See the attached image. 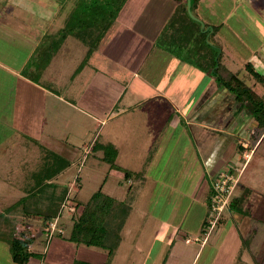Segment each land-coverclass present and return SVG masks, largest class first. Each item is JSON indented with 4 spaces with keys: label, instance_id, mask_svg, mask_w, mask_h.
I'll return each mask as SVG.
<instances>
[{
    "label": "rangeland",
    "instance_id": "rangeland-1",
    "mask_svg": "<svg viewBox=\"0 0 264 264\" xmlns=\"http://www.w3.org/2000/svg\"><path fill=\"white\" fill-rule=\"evenodd\" d=\"M9 1L0 0V11H5L1 18L10 15L0 36V64L14 70V61L21 63L34 48L23 75L31 74L48 86L51 95L43 122H51L56 137L51 145L35 138L40 131L22 137L35 150L39 164H27L29 174L22 182L31 201L18 198L14 181L13 186L6 184L9 197L19 199L11 210L17 208L23 217L14 222V237L28 226L46 245L48 236L42 233L36 212L49 210L67 191L51 244L60 240L61 251L75 257V264H105V250L69 240L71 217L81 211L75 204L85 205L100 191L128 207L120 241L107 264H162L169 246L178 240L187 241L199 253L194 264H227L219 250L234 251V264H264L260 168L247 177L252 163L247 162L230 198V203L236 199L241 204L226 210L209 231L206 204L213 179L189 125L199 114H192L193 109L199 108L213 86V75L198 66L202 60L220 52V62L247 85L252 81L244 63L264 55V11L258 14L254 4L264 6V0H195L192 14L208 27L219 26L206 37L201 28L190 37L178 32L176 20L184 0H14V6L8 7ZM110 20L114 22L104 36L94 30H105ZM88 23L93 30L84 28ZM63 28L67 32L81 28L84 35L66 37L58 51ZM214 82L210 97L224 96L223 86ZM56 84H64L66 92ZM6 85L11 84L0 85L2 103L11 98ZM145 91H151L149 98L142 97ZM63 93L64 102L57 98ZM52 127L44 126L42 134L51 133ZM251 130H256V138L261 134L257 124ZM260 142L263 148L264 134ZM109 145L116 150L114 160ZM238 162L232 155L222 170L234 171ZM11 167L3 166L0 173L10 175ZM12 198L8 204L14 203ZM32 203L38 206L27 214ZM46 225L51 229L50 223ZM229 236L237 246L223 248L222 240Z\"/></svg>",
    "mask_w": 264,
    "mask_h": 264
},
{
    "label": "crops",
    "instance_id": "crops-1",
    "mask_svg": "<svg viewBox=\"0 0 264 264\" xmlns=\"http://www.w3.org/2000/svg\"><path fill=\"white\" fill-rule=\"evenodd\" d=\"M9 4L10 6H14V0L8 2V7ZM16 4L21 3L16 2ZM254 4L257 7L258 14L264 11V6L261 5L260 2ZM4 12L5 11H0V36L3 35L4 28L8 27L7 22L10 17V15L8 18L4 17L3 19L5 22H2L3 19L1 15ZM261 16L264 17V14ZM5 32L7 31L5 30ZM66 41L67 39L61 42L56 50L60 51L66 44ZM33 50L31 48L30 53L26 55L21 63L14 61V70L12 68L6 70L5 67L3 69V65L0 64V72H3V75L0 76V85L1 82L11 84L5 86L7 95H10L9 90H11L10 104L4 99V104L2 103L3 92L0 88V172L3 170V166L10 164L12 166L8 171L10 175L6 172L3 174L0 173V264H14L11 260L9 242L14 237V222H20L19 220L23 219V217L16 213L17 208L13 211L10 208L16 204L19 199H16L13 195L9 197L10 190H7L6 184L8 186H13L12 181H14V189L17 192L16 195H21L18 198L27 196V190H25L27 189L25 187L26 185L24 186L22 183L29 174L27 164H39V161L37 162L35 160L39 158L35 155V150L32 152V149H29L30 143L25 142L22 137L27 136L29 133L40 131V136L37 135L35 138H38L37 140L41 139L40 141L43 145H51L52 142H54V138H56L51 122H43L47 109L45 104L46 102L48 103L47 100L51 95L50 90L47 88L48 86H45L44 83H42L43 80H40V78L37 80L32 78L31 74L29 75L30 77L23 75L26 63L29 62L28 59L31 57L30 55ZM55 56L56 54H54L53 57ZM250 61L251 62L247 63H250L256 72L264 76V55H260L258 58H253V60ZM9 79L11 80L9 81ZM213 81H210V84L213 86L207 89L205 98L199 106V108H202H198L199 110L197 108L193 109L192 114L194 111L199 114L194 118L193 123L189 125L191 126L195 141L199 143L201 151L206 155L205 162L208 167L207 169L212 176L211 179L214 181L216 175L223 171L222 169L227 163L228 158H232V155H235L236 159L240 158L237 147L242 141H247L250 144L249 140H252L253 137V131L251 129L256 126V123L252 118L248 117L247 114H238L235 111L233 101L226 90H224V96L212 99V97H214L213 91L215 90L213 87L216 85ZM132 82L137 83L138 81L134 78ZM60 87H62L63 91L66 88L64 84L57 85V88ZM137 92H139V90H137ZM150 93L151 91H145L142 97L145 96L149 98ZM62 95L63 96L57 95L59 101L66 99L64 98L66 97L65 94L63 93ZM211 95L212 97H210ZM168 103L174 108L172 101ZM37 125H39L40 128H37ZM44 126L47 128L52 127L51 131L48 130L51 133L42 134ZM31 148L33 147L31 146ZM251 162V169H248L249 172L246 176L252 177V175L256 173L255 170L259 168L260 172L258 173L264 176V147L261 148L260 141L254 145V153ZM10 198L13 199L14 203L8 204L12 202ZM28 200L31 201V198ZM36 206L38 205L32 203L29 207H26V210L33 211ZM12 212H14V214H12ZM235 216L233 217L234 219ZM47 230L48 229L42 227V233L48 236L46 245L43 244L45 241L43 242L40 239L38 241L36 240L37 238L34 237V241L29 246V251L34 254L29 264H74V262H76L75 257L71 258V256H69L70 254L65 255L63 251H61L62 246L60 245V240L53 241V245L51 244L53 237L47 234ZM186 237L187 236H184V238ZM181 243H183L184 247H182ZM186 243L187 241L180 242V240L177 241L176 245L171 243L169 246L170 251L167 252L162 264H194L199 253L197 252V254L196 251L191 249L189 244ZM231 243L237 246L234 237L229 236V239L228 237L223 238L221 246L224 248V246H228V244ZM34 245L35 251L37 250L36 252L33 251ZM41 245H43V247L46 246L42 252L38 250L41 248ZM234 254V251L230 254L223 253L220 250L218 252V255L225 257V260L228 261L227 264H234ZM36 257H42V259L38 261ZM190 259H194L193 262H191Z\"/></svg>",
    "mask_w": 264,
    "mask_h": 264
},
{
    "label": "trees",
    "instance_id": "trees-1",
    "mask_svg": "<svg viewBox=\"0 0 264 264\" xmlns=\"http://www.w3.org/2000/svg\"><path fill=\"white\" fill-rule=\"evenodd\" d=\"M194 2L195 0H191V7ZM181 13L182 14L179 15L176 20L178 32L184 37L192 35L194 32L198 33L200 26L187 15L186 3H184ZM113 22V20H110L108 22V27H106L105 30L102 29L101 32H99L97 28L94 30H97L99 35L104 36L105 31L113 24ZM91 27V24L88 23L84 28H87V30H93ZM218 28L219 26L208 27L204 25V28L200 33L206 37V34L210 35ZM66 30L68 29H62V31L65 32L64 35H61L60 37V41L62 42L66 37L71 35L74 37H81V35H84L82 32L83 29L81 28H78V30H76L77 32H67ZM87 34H91V32ZM220 55L221 53L218 52L215 54L214 58L202 60L198 66L203 69V71L211 73L214 81L219 82L223 86L232 99L235 111L238 114H247L248 117L256 122L257 128L261 130V134L256 138L254 134L256 130H254L252 137L253 143L249 144V150H251L254 148V145L261 140V136L264 134V76L256 72L250 63H246L244 65V70L252 79L250 84L247 85L238 77L236 72L230 70L226 64L220 62ZM106 147L110 148L113 153V155H111L112 158L116 154V150L112 145ZM237 151L241 155L245 149L242 148L241 145H238ZM112 160H114V157ZM78 191L75 193V196L78 194ZM212 193L213 191L211 190V193L207 198V208H209ZM67 195L68 192L65 191L62 196H59V200L55 202L54 206L50 207L49 210L47 209L45 212L39 210V212H36L41 220L43 228L48 229L46 224L58 221V217L60 216L59 211L63 208V203L65 202ZM23 198L26 200L30 199V195ZM240 204L241 203L236 201V199L231 201L228 206L229 212L232 211L233 208L235 210ZM75 207L81 208V211L76 218L73 216L71 217L73 222L69 233V240L76 245L102 248L107 252L105 264L109 263V260L112 258L115 248L120 241V232L125 222L123 221V218L128 215L127 205L125 203H119L114 199L103 195L99 191L95 193L85 205L80 206L79 204H75ZM29 213H31V211L27 212V214ZM205 223L206 222H204V225ZM31 232V228L27 226L25 229L21 230V233L10 240L9 248L11 260L14 264H29L30 260L34 257V254L29 251V246L34 241V236ZM57 232L58 236L63 234L61 229H58ZM47 234H49V229L47 230Z\"/></svg>",
    "mask_w": 264,
    "mask_h": 264
},
{
    "label": "built area",
    "instance_id": "built-area-1",
    "mask_svg": "<svg viewBox=\"0 0 264 264\" xmlns=\"http://www.w3.org/2000/svg\"><path fill=\"white\" fill-rule=\"evenodd\" d=\"M241 147L245 149V151L240 155L239 162L237 163L234 171H226L223 170L219 172L214 181L212 188V196L210 197V205H209V216L207 224L209 225V231H211L216 224L222 219V215L226 210H229L228 206L230 203V198L232 196L233 190L236 188L238 183V178L241 174V171L247 164L249 160H251L254 148L249 150L248 142H241ZM56 222L50 224L51 229H49V236L51 237ZM206 240V237H205ZM204 240V242H205Z\"/></svg>",
    "mask_w": 264,
    "mask_h": 264
},
{
    "label": "water",
    "instance_id": "water-1",
    "mask_svg": "<svg viewBox=\"0 0 264 264\" xmlns=\"http://www.w3.org/2000/svg\"><path fill=\"white\" fill-rule=\"evenodd\" d=\"M184 1H185V3H186V12H187L188 16H189L194 22L198 23V24L200 25L201 30H203V28H204V23H203L200 19L196 18V17L192 14V12H191V0H184Z\"/></svg>",
    "mask_w": 264,
    "mask_h": 264
}]
</instances>
